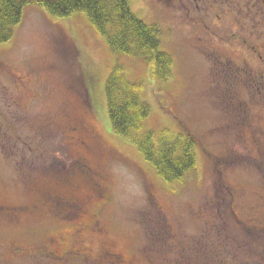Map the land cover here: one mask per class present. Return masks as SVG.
<instances>
[{
	"label": "rangeland",
	"instance_id": "1",
	"mask_svg": "<svg viewBox=\"0 0 264 264\" xmlns=\"http://www.w3.org/2000/svg\"><path fill=\"white\" fill-rule=\"evenodd\" d=\"M21 1V23L0 43V264H247L250 230L264 227V80L248 72L264 75V63L257 71V62H232L247 71L239 86L199 57L197 38L215 31L244 51L259 42L250 21L218 20L224 1L207 12L130 0L172 60L170 77L156 80L152 64L113 54L82 13L58 18L41 6L52 0ZM229 29L241 32L231 39ZM116 64L143 85L145 130L198 142L197 166L182 181L165 182L111 131L104 84ZM73 163L94 175L71 179ZM51 164L67 167L69 180L46 175ZM46 194L77 202L78 214L54 216Z\"/></svg>",
	"mask_w": 264,
	"mask_h": 264
},
{
	"label": "trees",
	"instance_id": "2",
	"mask_svg": "<svg viewBox=\"0 0 264 264\" xmlns=\"http://www.w3.org/2000/svg\"><path fill=\"white\" fill-rule=\"evenodd\" d=\"M25 2L0 0V43L9 41L14 28L21 23ZM51 16L67 18L82 13L89 24L106 41L113 54L125 55L153 65V77L166 80L170 77L172 60L159 50L157 28L147 25L133 12L130 0H52L41 3ZM143 85L129 80L120 65H115L104 84L106 113L111 131L134 146L141 157L150 163L165 182L182 181L197 166L196 139L189 133H173L169 129L159 132L145 130L150 106L143 99ZM74 164V163H73ZM50 165L49 175L55 181H68L66 168ZM94 173L87 166L75 163L70 178L77 174ZM44 203L50 212L66 219L70 211L78 214V204L60 196L47 195ZM74 215V216H75ZM247 264H264V227L255 232ZM251 242V241H250Z\"/></svg>",
	"mask_w": 264,
	"mask_h": 264
},
{
	"label": "flooded vegetation",
	"instance_id": "3",
	"mask_svg": "<svg viewBox=\"0 0 264 264\" xmlns=\"http://www.w3.org/2000/svg\"><path fill=\"white\" fill-rule=\"evenodd\" d=\"M175 1L178 2L181 1V4L186 7L188 4V7H190L191 10L198 11L200 9V10H205L207 12L210 9V1L213 2L224 1L225 2L224 8H221L219 12L220 15H216L218 20L221 21L222 18L229 17L233 13L235 17H237L236 18L237 24L236 23L235 24L240 26V28H243V26H241L240 19H243L245 21H250V27L254 29L252 30L253 33L259 35L258 37L259 42L257 43L258 45L255 44L248 45L247 43H245L243 48L244 51H241L242 47L240 48V50L236 48L233 49L230 48L231 43L225 42L226 39H224L223 37H219L218 33L212 31L213 40H203L200 37L197 38L198 44L200 46L199 57L204 62H214L215 65L216 64L223 65L221 68L225 70L227 73L224 75L228 76L230 81L231 79H234L233 80L234 83L238 84L239 86L240 84L244 83V74L247 71L245 68L243 67L241 68V66H239V69L238 68L235 69L232 62H257L258 64L255 70L258 71L259 68L261 69V66L264 63V0H185V1L175 0ZM238 26L237 28H239ZM240 32L241 31L237 32V29H234V33H233V31L229 29L227 33L225 32L226 34L225 37L232 39V37H235ZM223 62L225 63L222 64ZM248 73L252 76L249 77L251 79L256 77L258 79L264 80V75L254 71L252 68L251 71ZM258 87H259L257 88L258 95L264 98L263 82L259 83ZM228 99L229 101L227 102V104L231 107L232 106L231 104L234 102L235 98L231 97ZM236 108L241 109V114L236 112L237 118L247 117L241 102H239V106ZM243 121L244 120L240 118V121H237L238 122L237 125L244 126L245 123ZM75 236H76L75 237L76 244L80 246L81 250L84 249L86 251L87 249L85 248L84 245H82V242L79 239V232H76ZM58 244L60 243L58 242ZM78 253L82 254L83 251H78ZM65 256L70 257V253L68 252L67 255Z\"/></svg>",
	"mask_w": 264,
	"mask_h": 264
}]
</instances>
